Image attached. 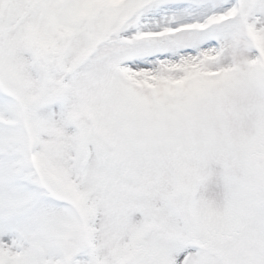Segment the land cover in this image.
Wrapping results in <instances>:
<instances>
[{"label":"snow or ice","instance_id":"1","mask_svg":"<svg viewBox=\"0 0 264 264\" xmlns=\"http://www.w3.org/2000/svg\"><path fill=\"white\" fill-rule=\"evenodd\" d=\"M0 264H264V0H0Z\"/></svg>","mask_w":264,"mask_h":264}]
</instances>
